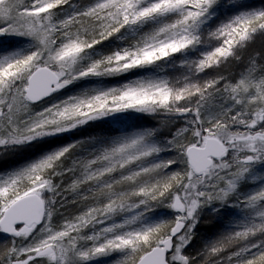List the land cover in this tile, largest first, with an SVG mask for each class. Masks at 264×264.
Masks as SVG:
<instances>
[{"label":"snow or ice","instance_id":"snow-or-ice-1","mask_svg":"<svg viewBox=\"0 0 264 264\" xmlns=\"http://www.w3.org/2000/svg\"><path fill=\"white\" fill-rule=\"evenodd\" d=\"M0 264H264V0H0Z\"/></svg>","mask_w":264,"mask_h":264}]
</instances>
